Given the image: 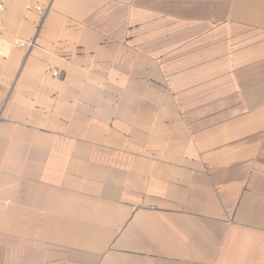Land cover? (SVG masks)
<instances>
[{"label": "crops", "instance_id": "0c3cea01", "mask_svg": "<svg viewBox=\"0 0 264 264\" xmlns=\"http://www.w3.org/2000/svg\"><path fill=\"white\" fill-rule=\"evenodd\" d=\"M253 2L6 0L0 264H264Z\"/></svg>", "mask_w": 264, "mask_h": 264}, {"label": "rangeland", "instance_id": "374dc122", "mask_svg": "<svg viewBox=\"0 0 264 264\" xmlns=\"http://www.w3.org/2000/svg\"><path fill=\"white\" fill-rule=\"evenodd\" d=\"M226 1L227 0H225V2ZM246 1L247 0H231V3L233 5V7L235 5L236 10H238L237 7L238 6H241V7L244 6ZM253 1L254 0H251V4L254 3ZM220 7H221L220 9H216V12H218V13H216V17L214 18L216 20H219L217 16H221L222 17V13H223V10H222L223 9V3L222 2L220 3ZM250 8H253V6H250ZM231 14L235 16V17L232 18V20L233 19H239V14H240L239 11L238 12H234V9H233ZM253 15H254V13H253ZM230 31H231L232 38L233 37L236 38V42H237V44L240 45V47L245 45V43L247 41L246 37H248V36L250 37L249 40H251V41H253L257 37H261L262 41H263V45H264V28H256V27H254V28H252V27H249V28L241 27L240 28L238 26L237 27L234 26V27H231ZM233 42H235V41L233 40ZM235 52L237 53V57L236 58H239L240 57V55H239L240 53L238 52V50H236ZM240 62H241V60H238V61L236 60V64L235 65L233 63L231 64L232 72H234L235 70L240 68V66H241Z\"/></svg>", "mask_w": 264, "mask_h": 264}, {"label": "built area", "instance_id": "2783aa9c", "mask_svg": "<svg viewBox=\"0 0 264 264\" xmlns=\"http://www.w3.org/2000/svg\"><path fill=\"white\" fill-rule=\"evenodd\" d=\"M5 4H6V0H0V37H1L2 30H3V22H4L3 12L5 10ZM27 7L28 9H32L36 11L41 17H45L47 13V10L42 8L38 4H28ZM13 44L15 46L25 48L26 50H31L33 47H36V42L34 39L26 40V39L15 38L13 40ZM56 73L57 72L54 71V74ZM0 118H1V113H0Z\"/></svg>", "mask_w": 264, "mask_h": 264}]
</instances>
